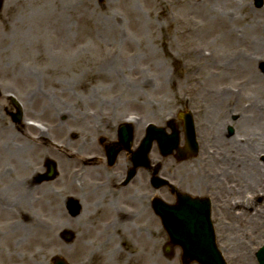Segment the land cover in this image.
Segmentation results:
<instances>
[{"label": "rangeland", "instance_id": "374dc122", "mask_svg": "<svg viewBox=\"0 0 264 264\" xmlns=\"http://www.w3.org/2000/svg\"><path fill=\"white\" fill-rule=\"evenodd\" d=\"M200 1L190 5L183 0H3L0 124L12 126L6 132L0 131V158L9 177L12 212L7 223L10 229L18 225L20 231L0 237V264H52L54 257L78 264L94 252L100 262L106 263L110 257L116 264H124L127 255L114 254L123 231L133 237L136 252L142 249L143 255L137 256L135 264H181L180 249L165 256L163 247L168 237L150 207L131 232L126 225L114 231L111 218L97 219L112 215L122 206L132 205L137 214L140 201L148 205L147 197L155 191L147 185V173L139 172L133 186L125 189L126 197H135L129 200L132 204H126L123 197H112L110 201L105 195L108 191L100 185L112 181L106 170L91 175L74 162L88 151L82 137L94 139L100 133L114 136L115 127L128 118H136L135 130L149 122L164 125L169 117L176 118L187 109H192L197 118L201 153L188 165L169 159L164 175L195 191L200 188L203 196L211 198L219 243L225 248L222 252L228 264H258L255 253L264 245V229L252 231L251 213L237 221L227 206L247 204L254 193L251 185L258 186L259 197L256 199L255 194L256 202L251 206L257 211L255 219L264 220V153H260L264 151V117L260 129L253 130L256 138L243 127L252 115L254 102L264 115V74L260 68L264 63V8L256 9L253 0H207L213 4L223 1L220 9L229 23L224 27L203 14L205 3ZM199 48L205 56L198 55ZM245 55H251L252 64L242 67L238 58ZM186 66L196 69L186 70ZM10 94L26 103L25 117L40 120L44 133L53 134L58 149L54 145L39 148L31 142L36 148L32 156H23L20 161L11 157L10 153L20 151V147L28 155L30 143L19 140L18 133L24 129L4 115ZM35 107L40 114L35 113ZM26 132L30 134L31 130ZM73 134L77 137L72 139ZM1 136L6 138L1 140ZM139 138L141 134L135 131V145ZM231 139L252 144L249 164L255 160L262 168L258 182H251L250 174L241 175L243 165L237 166L230 160L232 156L226 165L214 166V160L222 159L220 154L228 151ZM69 140L75 141L71 148ZM102 154L98 151L95 155L101 158ZM48 158L57 164L59 177L38 189L30 188L28 198L26 186L18 195V176L29 175L27 167L45 172ZM241 159L245 161L246 157ZM119 163L120 176L126 162ZM223 168L229 169L228 177L225 174L218 179L223 176ZM214 173L218 177L212 178ZM72 182L77 191L69 189ZM206 186L210 188L205 190ZM70 197L83 203V213L77 219L66 214L65 203ZM17 207L24 212L31 207L42 222L39 235L28 244L23 242L24 227L29 226L31 232L35 229L26 222L20 224V214L15 215ZM96 207L99 212H95ZM63 230L76 234L72 245L61 240ZM247 252L248 261L236 259Z\"/></svg>", "mask_w": 264, "mask_h": 264}, {"label": "bare ground", "instance_id": "6f19581e", "mask_svg": "<svg viewBox=\"0 0 264 264\" xmlns=\"http://www.w3.org/2000/svg\"><path fill=\"white\" fill-rule=\"evenodd\" d=\"M183 1H184V3H188L190 5L197 4V0H183ZM176 2L180 3L181 0H176ZM200 2L205 3V6H203L204 7L203 14L206 17H213L214 22H217L221 26L226 27L227 25H229V23L227 21L228 18L226 16L225 11L220 9V8H223V5H224L223 1H218V2H215L214 4L211 3V1H207V0H201ZM210 5H212V9L209 8ZM229 33H230L229 36L232 37L233 32L229 31ZM195 53H197V51H195ZM198 55L200 57L205 56L204 50L200 49V51H198ZM249 58H251V55H245V56L239 57L238 63L242 67L243 66L247 67L248 64H252L250 62ZM193 69L195 70L196 66H186V70L193 71ZM250 108L252 111V115L249 116L248 118H246V122L243 125V127L252 131V138H256V134L253 130L260 129L259 122H261L263 120L264 115L262 114L261 109H259L258 102H254V104L251 105ZM128 121L130 123H132V122L134 123L135 119L133 118V119L128 120ZM135 126H137V125H135ZM139 127L140 126H138V128H136L138 135L142 133V131L140 129L141 127L140 128ZM3 129L4 128L0 125V131H2ZM0 135H3V134L0 133ZM12 135L15 139L18 140L19 137L16 134H12ZM2 138H5V137H2ZM19 140H22V137L19 138ZM228 144H229V149H228V151H226L222 155V157H224L222 159V163L226 164L228 162L227 158L229 156H232L230 160H233V162L237 166L240 164V168H241V165H243L241 175L245 176L247 174H250L248 177L251 178V182H252V180H254V182H258V179H259L258 177H260V175H261L262 168H261L260 164L256 163L255 160H252L251 165L249 164L251 162V160H249L248 155H249L250 151L253 152L252 144L249 145L250 144L249 142H242V143H238L235 141L232 142V139L229 140ZM88 146H89L90 150L94 149L93 143H89ZM32 150H33V148L30 146V147H28V153H29L28 155H26L25 151L22 149H20V151L12 152L10 154H12L11 157L13 159L20 161V160H23V156L25 157L24 159H28V157L32 156V152H33ZM88 156H90V154H84V155L80 156L78 158V160H76V162H74V164H76L77 167H79V168L81 167V171L89 172L91 175H98V173L103 171V170L108 171V169L105 168L106 162L104 160L92 163L91 158ZM242 156L246 157L245 161H242V159H241ZM86 166L88 167V169H86ZM247 166L250 167L251 170H249V168ZM27 169L31 171V173L29 174V177L31 175H35V173L37 172V170L32 169L30 167H27ZM201 180L203 181L202 178H201ZM201 180L200 179L197 180L198 186H199V184H200L199 182H201ZM25 182L27 184H29L30 180L26 179ZM73 183L74 182H72L71 186H68V187L71 191L74 192L77 190L74 187ZM258 185H260V184H258ZM100 186H101V188L106 187L108 194L105 193V195L109 198L110 201L113 200L112 197H115L116 199H117V197L118 198L123 197L124 199L127 200L126 204L131 203L129 200H135V197H133V195L126 197V190L125 189H129L131 186L129 188L123 189V188L115 186L113 184V182L111 183L110 181H107L105 184H101ZM33 187L38 188L37 186H33ZM251 187L254 190V193H252V196H251V198H249V201H247V204H244L241 207H234L236 205V204H234V206H232V207L227 206V208L231 212L235 213V220H237V221L243 219L244 216H247V215H245L247 212L251 213L250 221L252 223V227H250V229L252 231L260 232L264 229V220H262V218L261 219H255L257 211L251 206V204L252 205L255 204V202H256L255 200L259 197V195H257V193H259V190H258V186L255 187V186L251 185ZM29 189H30V187L27 186V191H25L26 192L25 193L26 198L30 197V193H28ZM220 189H223L222 185L220 186ZM33 191H35V189L32 190V192ZM254 196H256L255 200H254ZM252 198H253V200H252ZM257 203H261V201H258ZM139 204H140V210H139V213H137V214L134 213L132 205L122 206L119 208H115L111 212L113 217H115V219L112 217V215L110 213L104 214L103 216H101L97 219L107 220V219L111 218L110 226H111V228H113L114 231L119 230L120 225L121 226L126 225L127 227L130 226V227H128V230H129V232H131V230L135 228V223L138 222L139 220H141V218L143 219L144 215L147 213V207L143 204V202L140 201ZM98 206H100V204H98ZM98 208L99 207H96L95 212H99ZM30 209H31V207H29V209L25 210V212L23 210V215H24L25 222H26L25 224H30L31 227L33 229H35V232H31L29 226L24 227V232H26V233L23 236V242L27 243V244L31 241V239L34 236L39 235L40 230H41V223H42L41 220L37 219V216L34 215L32 213V210H30ZM125 218L127 219V221L122 222ZM88 219L90 220V218H88ZM139 233H141V232H139ZM118 238H119L118 242L121 244L122 247L119 244V248H116L114 250V252H115L114 254L119 255V257H122V256H124V254H126L127 257H124V264H135L137 261V256H139L140 254L143 255L142 249L139 248L136 252V242L134 244H132V238L133 237L130 236L129 234H126V232H124V231L122 232L121 237H118ZM147 241H148V239H147ZM128 242H131V244H129V247L126 246V243H128ZM246 254H245V257H244V254H242L241 256H238V259L239 260L242 259L241 260L242 262L248 261L250 259L249 252H247ZM91 256H92L91 258L83 259V261H81L78 264H116V262H114L110 257L106 260V263L98 261L96 258L95 252L92 253Z\"/></svg>", "mask_w": 264, "mask_h": 264}, {"label": "water", "instance_id": "95a60500", "mask_svg": "<svg viewBox=\"0 0 264 264\" xmlns=\"http://www.w3.org/2000/svg\"><path fill=\"white\" fill-rule=\"evenodd\" d=\"M256 5L258 7L262 6V0H256ZM2 7V2L0 1V10ZM264 70V64L262 65ZM190 137H193V126L190 123ZM157 132L150 133L146 138L142 149L137 154L138 159H136L135 167L139 166L140 164L145 165L147 164L146 155L148 150L151 146V142L154 138L161 137H154ZM160 142H162L160 140ZM178 144V138L173 135L171 140V149L175 148ZM54 168L51 166L49 175L47 179H52L55 177ZM160 203L156 202V210L157 213L162 217L164 226L168 230L171 235L172 246H181L184 252L183 261L185 264H190V262L196 260L201 262L202 264H224L221 255L218 252L215 241H214V233L211 228L210 224V214H209V207L206 204L205 210H202V203L200 202H193L188 200L187 205L191 208H196V213L194 212L193 215L189 214L187 216L182 215V211H172L171 213L167 212L164 208H158ZM68 209L73 217L79 216L81 212L80 204L71 199L68 203ZM198 222L201 224V228L197 227V232L199 231V236H192L186 229H189V226H186L187 223ZM75 235L66 231L63 234V238L67 242H72ZM168 252V250H167ZM257 257L261 264H264V248L260 250L257 254ZM54 264H67L63 259L56 258Z\"/></svg>", "mask_w": 264, "mask_h": 264}, {"label": "flooded vegetation", "instance_id": "af4514ba", "mask_svg": "<svg viewBox=\"0 0 264 264\" xmlns=\"http://www.w3.org/2000/svg\"><path fill=\"white\" fill-rule=\"evenodd\" d=\"M34 111H35L36 114H39L37 108H35ZM117 140H118V136L113 141H117ZM44 142H48L49 143V142H51V140L50 139L45 140L43 137L39 138V142L36 143L35 146H37L39 148H42ZM100 142H101V144H103L104 151L106 152L107 146H109L111 144L110 141L106 140V139H101ZM30 146L32 148L35 147L34 145H30ZM35 150H36V148H34V151ZM106 154H107V152H106ZM1 163H2V158H0V237L4 238V237H6V235L9 234V232H11V231L19 232L20 230L18 228H13L12 229V227L10 229V226L7 223L8 220H11V211H10L9 198H8L9 191H10V188H9V177H8L7 171H5L3 169L4 167H3V165H1ZM118 164H119V156H118L117 160L115 161V163L113 165H110L109 161H108V166L109 167H115ZM42 178H43V173L41 172L40 174H38V176H36L35 182L38 183V184L41 183L42 182Z\"/></svg>", "mask_w": 264, "mask_h": 264}]
</instances>
